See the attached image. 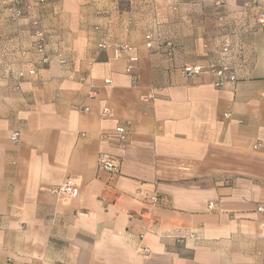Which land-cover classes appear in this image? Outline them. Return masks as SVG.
<instances>
[{
    "label": "crops",
    "instance_id": "crops-1",
    "mask_svg": "<svg viewBox=\"0 0 264 264\" xmlns=\"http://www.w3.org/2000/svg\"><path fill=\"white\" fill-rule=\"evenodd\" d=\"M10 6L0 264H264V0H21L17 21ZM225 63L222 87L184 73ZM67 178L78 196L52 194Z\"/></svg>",
    "mask_w": 264,
    "mask_h": 264
},
{
    "label": "built area",
    "instance_id": "built-area-1",
    "mask_svg": "<svg viewBox=\"0 0 264 264\" xmlns=\"http://www.w3.org/2000/svg\"><path fill=\"white\" fill-rule=\"evenodd\" d=\"M39 4H46L49 0H35ZM115 2L116 0H112ZM20 3L21 0H11V6L9 8L10 11V16L12 20H20L22 18V11L20 9ZM259 23L264 24V14H261L259 18ZM35 25L37 26L35 32H34V45L35 48L39 52H44L46 50V44H47V39H46V33L43 29L38 27V23L35 22ZM148 46L151 47V37H148ZM121 50L123 52H129L131 50L129 45H123ZM223 53L226 57V60L228 59V55L230 54V50L226 47L223 50ZM48 62L47 57H43L40 61L39 64H46ZM204 72H210L214 74L217 78V81L215 85L217 87H222L224 84L230 82V83H235L237 78L235 75L234 70L232 67H230L227 63L221 64V65H216V64H211L207 67L203 66H185L184 67V73L186 76L191 77L195 74H201ZM30 75H34L35 71H30ZM19 78L24 77L23 73L18 74ZM109 113L108 110H105V114ZM117 132L120 134V139L122 141V144L127 139V130L123 127H120ZM20 139V134L19 132H14L12 134V142L14 144H17ZM252 149L255 151H260L264 152V142L262 141H257L252 144ZM98 165L101 169L110 172V173H119L120 172V167L119 165L114 161L113 157L108 154V153H102L100 154L98 158ZM51 193L54 195H60V194H67L72 197H77L79 193V184L78 181L74 178H67L64 183L61 186L55 187L51 190ZM260 212L264 213V208L260 209Z\"/></svg>",
    "mask_w": 264,
    "mask_h": 264
}]
</instances>
